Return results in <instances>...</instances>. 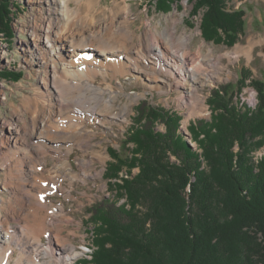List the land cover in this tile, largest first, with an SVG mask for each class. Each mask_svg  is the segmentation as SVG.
<instances>
[{
  "label": "trees",
  "instance_id": "obj_1",
  "mask_svg": "<svg viewBox=\"0 0 264 264\" xmlns=\"http://www.w3.org/2000/svg\"><path fill=\"white\" fill-rule=\"evenodd\" d=\"M11 1L0 0V34L9 40ZM156 1L168 13L183 0ZM190 1L208 42L232 48L241 40L243 10L229 12L225 0ZM252 76L243 69L237 93L251 86L257 106L238 104L230 84L214 89L210 120L187 128L195 149L180 113L147 102L137 108L122 149H110L104 177L116 194L89 208L92 251L75 264H264V155L257 164L251 158L264 147V82Z\"/></svg>",
  "mask_w": 264,
  "mask_h": 264
},
{
  "label": "rangeland",
  "instance_id": "obj_2",
  "mask_svg": "<svg viewBox=\"0 0 264 264\" xmlns=\"http://www.w3.org/2000/svg\"><path fill=\"white\" fill-rule=\"evenodd\" d=\"M46 1L48 2V0ZM127 2L132 9V15L130 17L131 21L134 22L132 28L136 30L138 35L145 32L146 24L148 25V23L152 27L157 26L164 32L166 29L170 30V27L172 29L173 21H176L177 34L179 36L185 34L186 37L190 38L189 43H187V53H191V55L200 54L202 56L201 58L206 60L205 65L208 64L207 60L209 55L221 57L222 54L233 52L237 46L248 50L250 49L251 40L264 39V0H225V6L229 12L240 9L245 13V33L241 37V40L232 48L226 45H217L214 42H208L203 37L201 29L202 19L200 16H191L194 3L192 4L190 0H183L170 5L171 12L168 13L157 10L158 5L156 0H127ZM68 4L69 12L66 18H71L70 21L75 22L73 23V26H75L72 30L73 33L70 35L74 33L85 36L90 35L92 36L91 43H94L93 45L96 46L99 45V42L97 43L98 36L105 35L107 36L105 38L110 39L112 44H114V32H108L106 28L115 20L116 12L121 10L122 6L125 5L124 0H68ZM50 5L53 6L52 1H49L47 4V6ZM8 9V23L12 29L11 37L13 39L9 40L6 36L0 34V140L1 138L5 140L7 136L11 135L6 132L5 127L6 125L13 124L16 131L21 133L20 139L25 144L21 146L24 149L21 148L18 151L13 150V152H9L3 156L1 154H3L4 150L0 152V199H14L16 197L14 194L19 193L16 184L18 182L22 183V179L18 177L13 178L12 180L16 184L9 188L5 187L4 183L9 182L8 177L11 173L9 168L23 159L24 169L32 172V178H30L29 182L27 181L28 184L26 182L27 188L30 189L32 184H34V187L38 190L40 189L39 184H41L43 190H45L43 193L47 195L48 205L54 207L53 210H49L50 213L46 212L45 215H53L51 213H53L55 208L58 211L60 206H64L66 215L72 216L80 224V233L82 236L78 238H75L73 235L69 236L78 246L79 256L69 264H75L81 258L91 254L93 236L90 232L93 227L90 224L89 208L104 198L110 197L114 199L113 196L116 193H111L108 181L104 177L107 170L106 167L112 161L110 149H122L124 140L134 123V119L137 117V108L143 102L149 103L150 107H163L166 110L180 113L183 117L181 133L187 135L183 136L187 139V143L195 149L197 145L193 143L187 128L192 121L199 119L210 120L212 112L208 105V100L214 89L222 85L230 84L232 85V91L237 93L238 87L236 85L242 78L243 69L251 71L253 79L264 82V42L253 44L250 58L246 54H242L239 60L230 62L228 58L221 57L219 59L221 65L226 67L221 73V81H215L212 86L207 83L198 84L197 106H199V109L197 111L200 112L196 116L188 118L190 116L188 114L191 111L189 101H181L180 90L173 86L177 81L176 76L174 78L167 76L170 71L160 59L159 62L161 65L158 68L162 69V71H160V80L158 81L147 77L142 72L132 71L129 75H114L113 71L106 70L109 76L105 78L99 73L95 76L93 83L99 87L101 86V88H105L110 84L117 92L122 91L118 93V99L116 100V113L121 111L126 103H130L129 95L132 97L136 94L143 95L142 98L133 103L127 121L116 120L107 115L103 117L106 120L100 124L92 121L93 119L91 120L90 116L83 117L84 122H80L81 120L79 119L69 120L67 118L69 116L68 114H65L63 117H57L56 120L59 121L61 127L68 129L71 124L80 123L78 127L81 132L83 131L84 133L87 129L94 134L93 139L87 145L89 151L85 152L84 149L78 146H74L72 151H70L71 144L62 143V141L47 140L48 146H56L61 148V150L55 153L49 152L47 155H39L37 150L39 138L37 135L44 130L40 126L44 123V116L48 112L45 103L53 99L52 91L48 87H43V79L45 78L50 84L53 82L52 77L49 75L53 68H60L66 59L68 61L69 48L67 50L65 44L57 40L53 45L55 52H52L53 54L50 58H48L49 55L44 61L40 60L41 56L37 59L30 52L44 50V47L46 48V45H50L51 42L49 41L47 44L45 41L37 42L32 32V27L34 25H40L44 17L47 19L50 18L48 10H51V7L50 9L46 8L45 2H42V0H12ZM118 16V19L121 20L123 15L119 13ZM52 20L55 22V18ZM63 26H66V22H64ZM95 30H97L98 34L93 33ZM7 42H11V45L7 44ZM83 52L82 67L88 66L90 68L96 66L99 68L101 66L102 69L105 68L102 57H100L101 52L94 51L93 53L96 56L94 54L87 55L89 53ZM164 52L166 56L172 54L167 50ZM8 72L22 74V78L18 79V81L12 78L8 79L4 77ZM127 77L129 78L128 80L126 79ZM58 78L54 86H59L58 88H60L62 95H64L66 91L64 92L59 84V80L61 81L62 77ZM170 85L172 86L170 87ZM73 94V100L75 102H83L84 97L81 91H73ZM253 94L257 96V91L251 86H248L243 88L241 93H237L235 101L238 104L241 101V106L243 104L242 102L249 104L255 103L251 101L255 97ZM144 107L142 106V108ZM50 124L53 125L54 122L51 121L48 125ZM164 127L159 125L157 128L165 131ZM33 130L38 131L36 136L33 135ZM235 149L236 151L238 150L237 147ZM263 155L264 147L253 151L251 153L252 161H255L257 164ZM28 157L35 159V164L38 165H35L38 167L35 172L31 162L26 159ZM81 160L89 161L91 164L86 167L81 166ZM102 160L105 161L102 162ZM134 172L137 173L138 170ZM76 175L78 179L72 181V178ZM40 176L42 178L45 177V181L42 182ZM70 190L72 193L69 195ZM37 192L39 193V190ZM31 201L33 200L31 199ZM31 206L29 202L27 208L29 215V207ZM26 220H31L29 222L33 223V226L35 225L32 218H26ZM10 223L12 227L18 228V222L11 220ZM22 225H26L25 222ZM51 233L52 235L50 236H43L42 243L49 245L52 250H60L62 247L53 238L55 233L52 231ZM83 236H85V239L82 238ZM34 239L31 238V241H35ZM57 252L54 253L55 258L60 259L62 256ZM18 256L19 251H13L11 256L12 264H16L15 262H17Z\"/></svg>",
  "mask_w": 264,
  "mask_h": 264
},
{
  "label": "bare ground",
  "instance_id": "obj_3",
  "mask_svg": "<svg viewBox=\"0 0 264 264\" xmlns=\"http://www.w3.org/2000/svg\"><path fill=\"white\" fill-rule=\"evenodd\" d=\"M49 1L53 2V6H47ZM42 2H45L46 8L50 9L51 7V10H48L50 18L47 19L44 17L40 25H34L32 27V32L37 42L45 41L47 44L50 41L51 44L46 45L44 50L31 51L30 53L35 55L37 59L41 56L40 60L44 61L49 55L48 58L52 56V52H55L53 45L59 40L60 43L65 44L67 50L69 48V58L68 61L67 59L65 60L61 67L59 66L60 68H53L49 75L53 80L51 84L45 78L43 79V87H48L52 91L53 99L45 103L48 112L44 116V123L40 126L44 130L37 135L39 138V144H37L39 155H47L49 152L55 153L61 150V148L56 146H48L47 140L62 141V143L71 144L70 151H72L74 146L84 149L85 152L89 151L87 145L93 139L94 134L87 129L84 133L83 131L81 132L78 127L80 123H73L68 129L61 127L59 121L56 120L57 117H63L65 114H68L69 116L67 118L69 120L79 119L81 120L80 122H84L85 120L83 119L90 116L91 120L93 119L92 121L100 124L106 120L103 117L107 115L116 120L127 121L133 103L142 98L143 95L136 94L134 97L129 95L130 103H126L121 111L116 113V100L118 99V93L122 91L117 92L110 84L105 88L95 85L93 80L99 73L107 78L109 75L106 70L113 71L114 75H129L130 72L135 71L142 72L147 77L158 81L160 80V71H162V69L158 68L161 65L159 62L160 59L170 71L167 76L170 78L176 76L177 81L173 86L180 90L181 101H189L191 111L188 114L190 115L188 118H190L200 112L197 111L199 109V106H197L198 84L207 83L212 86L215 81H221L222 79L221 73L226 67L221 65L219 59L226 57L230 62H233L234 60H239L242 54H246L250 58L253 50L252 46L264 42L263 38L251 40L250 49L248 50L237 46L233 52L222 54L221 57L209 55L207 60L208 64L205 65L206 60L202 59L200 54L191 55V53H187V43H189L190 38L186 37L185 34L181 36L177 34L176 21H173L172 29L170 27V30L166 29L164 32L157 26L152 27L148 23V25L146 24L145 32L138 35L136 30L132 28L134 23L130 18L132 9L127 0H124L125 5L122 6L121 10L116 12L115 20L106 28L108 32H114V44H112L110 39L105 38L107 36L102 35L100 37L98 36L97 43L99 42V45L96 46L93 45L94 43H91L92 36L90 35H79V33L70 35L73 33L72 30L75 27L73 23L75 22L70 21L71 18H66L69 12L68 0H48V2L42 0ZM119 13L123 15L121 20L118 19ZM53 18H55V22L52 20ZM64 22H66V26H63ZM93 33L98 34L97 30L93 31ZM166 50L172 54H167L168 56H166L164 52ZM94 51L101 52L100 57H102V62L105 64L104 69L101 66L99 68L96 66L90 68L88 66H81L83 63L82 52L89 53L87 55H90L94 54ZM58 77H62L61 81L59 80V84L61 89L64 92L66 91L64 95H62L60 88H58L59 86H54L59 79ZM126 79L128 80L129 78L127 77ZM73 91H81L84 97L83 102L78 103L73 100ZM249 105L255 106L256 102ZM51 121L54 124L48 125ZM5 130L11 135L7 136L5 140L1 138L0 152L4 150L1 155L3 156L9 152H13V150L18 151L21 148L24 149L21 146L25 143L21 141V133L16 131L15 126L13 124L6 125ZM37 132L33 130V135L36 136ZM26 159L31 162L35 172L38 169V165L34 161L35 159H31L30 157ZM80 164L86 167L91 163L86 160H81ZM9 171L11 172L8 177L9 182L4 183L5 187L9 188L12 185L14 186L16 183L12 179L16 177L22 179L23 182L16 184L19 193L15 192L16 194L14 195L16 197L14 196V199H0V264H12L11 256L15 250L19 251L17 262H15L16 264H69L76 260L79 256L78 246L69 236L73 235L75 238L82 236L80 233V224L72 216L66 215L64 206L59 205L58 211L55 208L53 213H51L53 215H45L46 212H49L50 209L53 210L54 207L48 205L47 195L43 193L45 190H43L41 184H39V193L37 192V188L34 187V184H32V187L30 186V189L27 188V184L30 178H32V172L24 169L23 159L10 167ZM40 178L42 182L45 181V177L42 178L40 176ZM75 179H78L77 175L72 178V181ZM71 193L70 190L69 195ZM29 202L32 205L31 207H33H29L30 215L27 211ZM26 218H32L35 225L33 226V223L29 222L31 220H26ZM11 220L18 222V228L11 226ZM24 222L26 225H22ZM51 231L55 233L53 238L56 243L62 247L60 250H52L49 245L42 243L43 236L52 235ZM84 237L82 238L85 239ZM31 238H35V241H31ZM14 246L15 248L13 249ZM55 252L62 257L60 259L55 258Z\"/></svg>",
  "mask_w": 264,
  "mask_h": 264
},
{
  "label": "built area",
  "instance_id": "obj_4",
  "mask_svg": "<svg viewBox=\"0 0 264 264\" xmlns=\"http://www.w3.org/2000/svg\"><path fill=\"white\" fill-rule=\"evenodd\" d=\"M254 95V94H253ZM255 96V95H254ZM252 101L257 102V100L255 99V97L252 98Z\"/></svg>",
  "mask_w": 264,
  "mask_h": 264
},
{
  "label": "water",
  "instance_id": "obj_5",
  "mask_svg": "<svg viewBox=\"0 0 264 264\" xmlns=\"http://www.w3.org/2000/svg\"><path fill=\"white\" fill-rule=\"evenodd\" d=\"M183 135H186L185 133H183ZM187 136V135H186Z\"/></svg>",
  "mask_w": 264,
  "mask_h": 264
}]
</instances>
